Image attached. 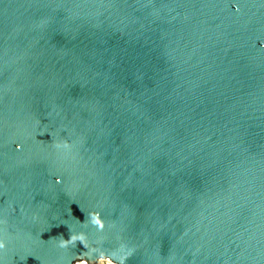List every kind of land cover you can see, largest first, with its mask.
Returning <instances> with one entry per match:
<instances>
[{
    "label": "water",
    "instance_id": "water-1",
    "mask_svg": "<svg viewBox=\"0 0 264 264\" xmlns=\"http://www.w3.org/2000/svg\"><path fill=\"white\" fill-rule=\"evenodd\" d=\"M77 258L264 264V0H0V264Z\"/></svg>",
    "mask_w": 264,
    "mask_h": 264
},
{
    "label": "clouds",
    "instance_id": "clouds-1",
    "mask_svg": "<svg viewBox=\"0 0 264 264\" xmlns=\"http://www.w3.org/2000/svg\"><path fill=\"white\" fill-rule=\"evenodd\" d=\"M93 223H95L97 225H100L101 221L94 216L93 217ZM78 240H81V241L83 240V234H81V233H73V234L69 235L68 239L62 240L60 246L61 247H66L67 244L75 242V241H78ZM72 264H87V262L84 259L77 258V259H74L72 261Z\"/></svg>",
    "mask_w": 264,
    "mask_h": 264
},
{
    "label": "bare ground",
    "instance_id": "bare-ground-1",
    "mask_svg": "<svg viewBox=\"0 0 264 264\" xmlns=\"http://www.w3.org/2000/svg\"><path fill=\"white\" fill-rule=\"evenodd\" d=\"M106 263H109V262L108 261H103V260L98 262V264H106Z\"/></svg>",
    "mask_w": 264,
    "mask_h": 264
},
{
    "label": "built area",
    "instance_id": "built-area-1",
    "mask_svg": "<svg viewBox=\"0 0 264 264\" xmlns=\"http://www.w3.org/2000/svg\"><path fill=\"white\" fill-rule=\"evenodd\" d=\"M106 264H110V263H106Z\"/></svg>",
    "mask_w": 264,
    "mask_h": 264
}]
</instances>
